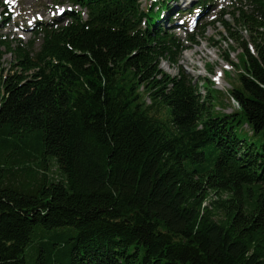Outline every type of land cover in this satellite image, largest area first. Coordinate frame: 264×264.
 <instances>
[{"label":"trees","instance_id":"1","mask_svg":"<svg viewBox=\"0 0 264 264\" xmlns=\"http://www.w3.org/2000/svg\"><path fill=\"white\" fill-rule=\"evenodd\" d=\"M67 1L26 44L0 35V264L34 238L45 264H264V0L217 18L239 51L229 114L208 79L160 70L182 48L169 0Z\"/></svg>","mask_w":264,"mask_h":264},{"label":"rangeland","instance_id":"2","mask_svg":"<svg viewBox=\"0 0 264 264\" xmlns=\"http://www.w3.org/2000/svg\"><path fill=\"white\" fill-rule=\"evenodd\" d=\"M1 2L5 0H0ZM12 3L13 7V20H11L7 26L0 29L2 37H7L9 41H21L26 44L33 39V34L30 32L27 21L35 16H42L41 19L44 21L56 20L58 16L55 9L69 10L71 3L67 0H8ZM189 2L195 3V0H176L172 4L177 6L178 10L188 12L181 18H178L175 12L171 15V20H175L174 29L170 28L173 26L171 23L159 24L166 28L168 34L174 35L182 42V50L176 55L174 60L161 61L159 68L162 72L169 75L170 77H177L183 74L197 84L201 94L205 93L204 87L199 81L208 79L213 83L212 88L220 92V96L215 95L216 100L213 101L214 111L229 114L237 110V105L229 97L230 90L238 83L237 75L239 68L235 66L238 64V49L237 45L228 38L226 31L216 22L220 12L224 11L225 20L231 21V14L238 13L240 10L249 11L251 9V3L247 0H211V4L208 7V15L198 16L197 12L190 13V9L187 10L185 4ZM153 0L142 1V8L149 6ZM185 2V4H184ZM170 5V4H169ZM59 11V12H60ZM219 11V13H218ZM63 17V16H62ZM59 16V18H62ZM37 18V20H39ZM32 21V19H31ZM19 23H24L21 25ZM187 23V24H186ZM205 24L203 32L199 33V27ZM190 26L188 31L189 34H195L196 44H187L185 42L188 33L183 31L184 26ZM22 27L23 29H20ZM240 28V27H239ZM241 30V35L248 39V34ZM227 37V38H226ZM226 38V41L224 40ZM40 41H36L34 47L37 48ZM232 48L235 51L232 52ZM227 60L225 61V59ZM12 57L6 55L3 58L2 67L7 70L9 69ZM219 98V99H218ZM145 101L148 102L147 98L144 97ZM217 101L221 102L222 105L218 104ZM237 136L247 144H254L259 147L262 144V140L259 137L251 136L250 130L246 127H235ZM52 175L57 176L56 167L52 168ZM46 233V232H44ZM48 233L45 235L47 239ZM39 242L37 239H33L32 243L25 248V263L26 264H45L39 263L38 253Z\"/></svg>","mask_w":264,"mask_h":264},{"label":"snow or ice","instance_id":"3","mask_svg":"<svg viewBox=\"0 0 264 264\" xmlns=\"http://www.w3.org/2000/svg\"><path fill=\"white\" fill-rule=\"evenodd\" d=\"M5 2L7 3V2H8V0H5Z\"/></svg>","mask_w":264,"mask_h":264}]
</instances>
